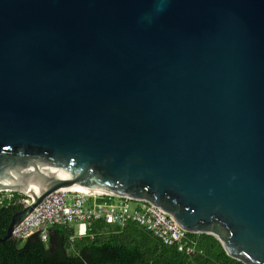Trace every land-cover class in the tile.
<instances>
[{"label": "water", "instance_id": "obj_1", "mask_svg": "<svg viewBox=\"0 0 264 264\" xmlns=\"http://www.w3.org/2000/svg\"><path fill=\"white\" fill-rule=\"evenodd\" d=\"M63 187L264 264V0H0V242Z\"/></svg>", "mask_w": 264, "mask_h": 264}, {"label": "trees", "instance_id": "obj_2", "mask_svg": "<svg viewBox=\"0 0 264 264\" xmlns=\"http://www.w3.org/2000/svg\"><path fill=\"white\" fill-rule=\"evenodd\" d=\"M26 198L18 192H0V236ZM185 240L193 247L191 253L163 244L133 221L94 220L83 235L74 225L54 224L45 240L33 233L23 240L0 242V264H244L228 256L210 234L188 232Z\"/></svg>", "mask_w": 264, "mask_h": 264}, {"label": "built area", "instance_id": "obj_3", "mask_svg": "<svg viewBox=\"0 0 264 264\" xmlns=\"http://www.w3.org/2000/svg\"><path fill=\"white\" fill-rule=\"evenodd\" d=\"M85 189L63 187L46 195L13 228L15 240H23L33 233H38L45 240L47 229L54 224L74 225L77 234L83 235L92 221L102 219L118 224L133 221L163 244L175 245L186 253L193 251L185 240L188 231L161 207L142 199ZM30 201V198L22 199L23 204Z\"/></svg>", "mask_w": 264, "mask_h": 264}, {"label": "bare ground", "instance_id": "obj_4", "mask_svg": "<svg viewBox=\"0 0 264 264\" xmlns=\"http://www.w3.org/2000/svg\"><path fill=\"white\" fill-rule=\"evenodd\" d=\"M71 188H77V187H71ZM93 190V191H96V190H101V189H93V188H86L85 190ZM24 192H26L27 194H29L31 197H33V194L31 193V192H29V191H26V190H24Z\"/></svg>", "mask_w": 264, "mask_h": 264}, {"label": "clouds", "instance_id": "obj_5", "mask_svg": "<svg viewBox=\"0 0 264 264\" xmlns=\"http://www.w3.org/2000/svg\"><path fill=\"white\" fill-rule=\"evenodd\" d=\"M163 10V6L162 4H160V7L158 8V11H162Z\"/></svg>", "mask_w": 264, "mask_h": 264}, {"label": "flooded vegetation", "instance_id": "obj_6", "mask_svg": "<svg viewBox=\"0 0 264 264\" xmlns=\"http://www.w3.org/2000/svg\"><path fill=\"white\" fill-rule=\"evenodd\" d=\"M21 203H22V200H21Z\"/></svg>", "mask_w": 264, "mask_h": 264}, {"label": "rangeland", "instance_id": "obj_7", "mask_svg": "<svg viewBox=\"0 0 264 264\" xmlns=\"http://www.w3.org/2000/svg\"><path fill=\"white\" fill-rule=\"evenodd\" d=\"M6 195H8V193Z\"/></svg>", "mask_w": 264, "mask_h": 264}]
</instances>
